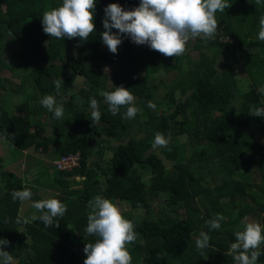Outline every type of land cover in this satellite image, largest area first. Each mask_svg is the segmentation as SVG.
Instances as JSON below:
<instances>
[{
    "label": "trees",
    "instance_id": "16d2710c",
    "mask_svg": "<svg viewBox=\"0 0 264 264\" xmlns=\"http://www.w3.org/2000/svg\"><path fill=\"white\" fill-rule=\"evenodd\" d=\"M226 2L230 7L215 14L214 38L197 37L188 46L206 55L192 60L187 53L165 57L147 45L134 46L123 34L116 54L102 49L103 9L117 3L132 10L139 0H96L94 32L87 41L43 32V12L62 0H0V138L23 156V172L36 163L29 151L46 155L53 169L47 171L48 186L37 187L24 173L0 167V239L8 241L0 250L12 255V264H83L85 244L97 239L85 233L89 201L97 195L130 209L121 213L137 234L126 246L131 264H236L228 252L244 218L264 228V118L249 114L251 107L264 108V95L257 91L264 85V42L257 39L264 0ZM95 62L111 66V72ZM57 66L83 85L65 81L57 91ZM169 73L173 78L158 93ZM236 77L246 81L244 89L234 86ZM121 85L141 110L135 118L152 116L150 122L134 128L126 107L115 116L109 112L101 93ZM45 95L63 106L61 119L41 105ZM90 98L99 104L98 123L91 120ZM149 101L154 109L147 107ZM119 131L126 142L116 137ZM156 132L168 139L167 147H151ZM135 139L139 147L133 146ZM105 150L111 151L108 160ZM75 153L78 166L57 170L53 165ZM24 188L32 192L27 207L49 198L66 205L64 216L54 221L59 227L20 216L24 202L13 201L11 193ZM154 202L157 212L151 209ZM217 214L224 217L221 228L211 230L205 221ZM33 215L40 213L34 209ZM201 232L210 236L203 250L196 247ZM259 251L256 264H264V244Z\"/></svg>",
    "mask_w": 264,
    "mask_h": 264
},
{
    "label": "clouds",
    "instance_id": "9594fccd",
    "mask_svg": "<svg viewBox=\"0 0 264 264\" xmlns=\"http://www.w3.org/2000/svg\"><path fill=\"white\" fill-rule=\"evenodd\" d=\"M261 0H256L259 4ZM96 0H62V5L44 11L41 18L42 29L45 34L56 39L79 38L87 41L94 32V10ZM226 0H139V6L132 10H124L119 4H108L104 9L102 25L105 31L101 33L103 44L109 52L116 54L122 43L121 34L130 38L136 45H147L165 57L183 55L189 39L201 38L211 40L217 33L218 22L215 18L217 11L225 12L229 8ZM112 29H116L114 34ZM257 39L264 42V17L260 20V30ZM57 91L62 86V80L54 82ZM114 91L102 92L108 110L117 115L121 107H126L125 117L134 119L139 108L134 106L135 97L123 87H114ZM264 95V85L258 90ZM41 105L53 113L55 119L63 117V106L57 105L55 97L45 95ZM91 120L99 122L101 113L95 98H90ZM147 107L154 109L152 102ZM250 115L264 118V108L251 107ZM3 136L7 134L3 131ZM169 141L165 136L156 132L151 147L155 150L167 147ZM13 201H29L32 192L28 188L13 190ZM43 222L45 228L59 227L57 217H63L67 211L66 205L58 199L49 198L34 201L31 204ZM91 212L87 217L85 233L95 236L94 243H87L83 248L86 256L83 264H131L132 257L127 245L135 243L137 234L131 221L125 219L121 210L109 199L97 195L89 201ZM224 217L217 214L205 224L211 230H219ZM247 221V217L244 218ZM243 230L235 233V242L231 244L228 255L233 257L236 264H256L261 252L260 245L264 244V228L256 222H244ZM20 221L17 220V223ZM210 236L201 232L196 240V247L203 250L209 246ZM8 241L0 239V245H7ZM12 255L0 250V264H12Z\"/></svg>",
    "mask_w": 264,
    "mask_h": 264
},
{
    "label": "rangeland",
    "instance_id": "374dc122",
    "mask_svg": "<svg viewBox=\"0 0 264 264\" xmlns=\"http://www.w3.org/2000/svg\"><path fill=\"white\" fill-rule=\"evenodd\" d=\"M195 39H189L186 43V50L184 53H187L190 57V59L194 60L197 59L200 56H206L205 54H201L200 52L197 53L196 51H192V50H188V46H190L193 41ZM134 46H136V44L133 43ZM103 50H107L106 46L102 47ZM3 65L4 64H0V72L3 71ZM96 67H98L99 69H101L103 72L105 73H110L111 72V66L108 65H104L101 64L99 62H95ZM60 67V68H59ZM55 74H56V80L61 79L62 83L63 82H67L73 85V87H78V86H82L83 85V81L80 77L75 76L74 74H72L70 71H68L66 68H61V66H57L54 69ZM139 72V71H138ZM141 73V72H139ZM2 76L5 77H9V74H7L6 72H2L1 73ZM141 75V74H140ZM173 74L169 73L167 75L164 76V83L161 84L160 86V90H158V93L161 92L162 94V90L164 89L162 87L165 86V84L173 78L172 76ZM141 78V76H140ZM14 81H16L14 79ZM155 83H157V80H155ZM234 86L235 87H241L242 89L245 88L246 85V81L241 79L240 77H236L234 79ZM36 93V90H32V94L34 95ZM37 98H35V100H37L39 98V96H36ZM13 102V101H12ZM138 106L143 107L144 103H140L138 104ZM7 109L11 108V102L9 104H6ZM125 111V110H124ZM150 119H152V116H141L139 118H134V119H130V121L132 122V125L134 128H138L139 125L143 122V121H151ZM47 133H52L51 129L47 128ZM116 137L123 138V132L119 131L116 134ZM117 139V138H116ZM127 138H123L122 142H126ZM186 140L184 137L180 138V141H184ZM117 141L113 140V144H116ZM133 146H137L139 147L138 144V139H135L133 142ZM140 155H145L146 151L142 150L141 152H139ZM29 155L36 157L35 158V162L33 161L32 163V167L27 170L26 172H23L25 170V168L21 167L22 165L21 163V158H23V156H21L20 153L16 152V150L14 148H11L9 145H7L4 141H2V139L0 138V167L5 170V171H10V172H14L16 175H21L24 173L23 177H25V179H27L28 183H30L31 185H35V186H40V185H45L48 186L47 184H49L51 181L49 180V177L51 174L47 173V171H49L50 173L53 171V169L50 166V158L46 159V155L44 154H36L34 155L32 152H28ZM111 156V151L110 150H105L104 151V159L108 160ZM166 164V163H165ZM98 179V177H97ZM101 179V178H100ZM77 188V187H75ZM48 193L43 195V197L48 198ZM118 207V205H117ZM119 208V207H118ZM121 211L124 212H128L130 211L128 205L126 203H121V208H119ZM151 209L153 210V212H157L158 210V205L154 202L151 204ZM141 211H137L134 214H141ZM34 214V208H32V206H26V202L23 203V207L20 210V216L27 220V221H31L33 218ZM248 222H251V220H248ZM13 264H17L16 262H14Z\"/></svg>",
    "mask_w": 264,
    "mask_h": 264
},
{
    "label": "built area",
    "instance_id": "2783aa9c",
    "mask_svg": "<svg viewBox=\"0 0 264 264\" xmlns=\"http://www.w3.org/2000/svg\"><path fill=\"white\" fill-rule=\"evenodd\" d=\"M79 164V155L75 154H68L62 155L58 160L53 162V165L57 170H69L78 166Z\"/></svg>",
    "mask_w": 264,
    "mask_h": 264
}]
</instances>
